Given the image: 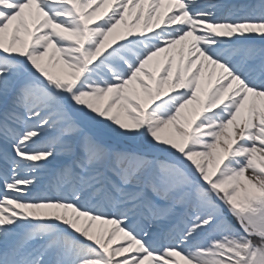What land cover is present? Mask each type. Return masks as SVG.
<instances>
[{"label":"snow or ice","instance_id":"obj_1","mask_svg":"<svg viewBox=\"0 0 264 264\" xmlns=\"http://www.w3.org/2000/svg\"><path fill=\"white\" fill-rule=\"evenodd\" d=\"M0 264H264V0H0Z\"/></svg>","mask_w":264,"mask_h":264}]
</instances>
